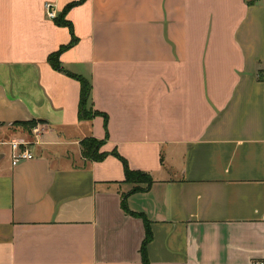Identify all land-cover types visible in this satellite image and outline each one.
<instances>
[{"label":"crops","instance_id":"1","mask_svg":"<svg viewBox=\"0 0 264 264\" xmlns=\"http://www.w3.org/2000/svg\"><path fill=\"white\" fill-rule=\"evenodd\" d=\"M80 1L0 0V264L264 261V0Z\"/></svg>","mask_w":264,"mask_h":264},{"label":"trees","instance_id":"2","mask_svg":"<svg viewBox=\"0 0 264 264\" xmlns=\"http://www.w3.org/2000/svg\"><path fill=\"white\" fill-rule=\"evenodd\" d=\"M86 1L87 0H81L79 3L71 4L70 6H68L65 9L64 13L55 20L56 23L61 27L69 28L71 32H73L74 31L73 24L67 20V15L71 9H73L74 7L78 5L84 4ZM76 43H77V39L74 38L72 44L69 47H63L59 52L49 57V63L55 70L66 72L64 68L62 67V64L60 62V57L66 50L74 46ZM69 75L71 77L76 78L81 83V86H82L80 112H79L80 119L83 121L93 120L96 116H98V113H94L93 109L90 106L91 96L93 92V87L91 83L82 77L73 75L71 73H69ZM260 77L261 79L263 78L262 72H260ZM16 125L20 126L28 133H32V131L37 127L36 122L20 123ZM104 145H105V141H99L93 138L83 141L82 142L83 156L86 159L91 160L93 162L104 161L109 156L108 153L103 152ZM115 155L120 157L118 154H115ZM121 160L123 161L125 165L126 182L136 185V187L133 190V193L144 191L142 188H140V185H147L148 189L152 187L154 180L151 175L143 173V172L133 171L130 168L126 160H124L123 158H121ZM126 199H127V196H126ZM123 206L125 207V209H127L126 202H124ZM127 212H128V209H127ZM152 240H153V232L151 230L150 223L146 220V238H145L143 249H142L144 264H150L148 253H147V248Z\"/></svg>","mask_w":264,"mask_h":264},{"label":"built area","instance_id":"3","mask_svg":"<svg viewBox=\"0 0 264 264\" xmlns=\"http://www.w3.org/2000/svg\"><path fill=\"white\" fill-rule=\"evenodd\" d=\"M53 6L50 4H47L46 10H47V16L51 20H56L58 18L55 10H53ZM10 146L12 148V159H13V165L17 166L21 162L29 161L34 159V154L31 151L30 145L22 140H13L10 143ZM254 264H264V261H256Z\"/></svg>","mask_w":264,"mask_h":264}]
</instances>
